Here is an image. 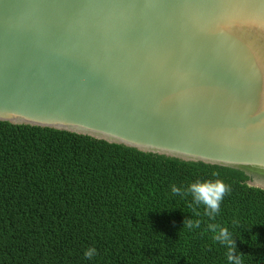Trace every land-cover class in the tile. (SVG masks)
Listing matches in <instances>:
<instances>
[{"label": "water", "instance_id": "1", "mask_svg": "<svg viewBox=\"0 0 264 264\" xmlns=\"http://www.w3.org/2000/svg\"><path fill=\"white\" fill-rule=\"evenodd\" d=\"M0 120L264 188V0H0Z\"/></svg>", "mask_w": 264, "mask_h": 264}, {"label": "trees", "instance_id": "2", "mask_svg": "<svg viewBox=\"0 0 264 264\" xmlns=\"http://www.w3.org/2000/svg\"><path fill=\"white\" fill-rule=\"evenodd\" d=\"M213 172L0 120V264H229L209 223L227 226L241 264H264V188L217 172L231 191L215 220L171 191ZM185 219L200 228L182 229ZM90 246L97 254L86 260Z\"/></svg>", "mask_w": 264, "mask_h": 264}, {"label": "clouds", "instance_id": "3", "mask_svg": "<svg viewBox=\"0 0 264 264\" xmlns=\"http://www.w3.org/2000/svg\"><path fill=\"white\" fill-rule=\"evenodd\" d=\"M215 179L196 180L189 183L183 190L181 187L173 185L171 191L174 195L191 196L194 205L203 206L204 215L210 220H215L221 211V203L226 194L230 193L231 188L222 179L218 178L219 174L213 172ZM201 221L185 219L183 228L195 230L200 228ZM208 231L212 233V240L219 243L225 248V256L229 264H241V258L236 254L235 241L232 238L227 226L219 224H208ZM97 254L95 246L88 247L83 255L86 260L92 259ZM242 255V254H241Z\"/></svg>", "mask_w": 264, "mask_h": 264}]
</instances>
